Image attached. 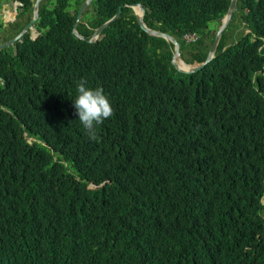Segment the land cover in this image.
Instances as JSON below:
<instances>
[{"label": "trees", "instance_id": "obj_1", "mask_svg": "<svg viewBox=\"0 0 264 264\" xmlns=\"http://www.w3.org/2000/svg\"><path fill=\"white\" fill-rule=\"evenodd\" d=\"M83 1L41 0L39 33L0 51V264H264V0H236L189 74L125 4L201 63L229 0H91L86 38L121 7L95 42L72 33ZM82 79L114 110L98 141Z\"/></svg>", "mask_w": 264, "mask_h": 264}, {"label": "water", "instance_id": "obj_2", "mask_svg": "<svg viewBox=\"0 0 264 264\" xmlns=\"http://www.w3.org/2000/svg\"><path fill=\"white\" fill-rule=\"evenodd\" d=\"M90 1L91 0H84L81 3V5L79 6L75 21H74L73 26H72V33L76 37H78L82 40H86L87 42H95L98 39L102 30L105 27H107L111 22H113L119 16L121 9L118 8V10L116 11V13L113 16H111L109 19H107L106 21L102 22L99 26H97V28L93 31L90 38H85L82 34H80L78 32V30L76 29V26L81 19V15H82L83 11L85 10V8L87 7V5L89 4ZM40 2H41V0H34V2L32 4V18L30 19V21L23 27V30L21 31V33L19 35H17L16 37H14L10 40L4 41L2 44H0V49L3 48L4 46L12 44L15 40L18 39V37H20V35H23L33 25V23L38 18V9H39ZM235 4H236V0H229L228 9H227L226 13L223 15L222 19L220 20V23H219L217 29L214 31V37H213V40H212V42L208 48V52H207V56H206L205 60L199 64H196V65H189L188 64L189 65L188 69H182V68L178 67L177 60H176L177 56H179V52H178L179 43H178V41L172 35H170L166 32L148 27L143 20L144 9L142 8V6L139 3L136 4L139 8V11L135 14V16H136V21H137L139 27L143 31H145L148 35L163 38L164 40L167 41V43L173 45V52H172L173 55L171 58V64L175 68L176 71L183 72V73H194V72H197L198 70H200L201 68H203L209 61H211L214 58L220 37L222 35V32L225 30V28H226L227 24L229 23V21L232 17V14L235 10ZM262 202H264V200H262Z\"/></svg>", "mask_w": 264, "mask_h": 264}, {"label": "clouds", "instance_id": "obj_3", "mask_svg": "<svg viewBox=\"0 0 264 264\" xmlns=\"http://www.w3.org/2000/svg\"><path fill=\"white\" fill-rule=\"evenodd\" d=\"M34 2V0H33ZM91 2V1H90ZM90 2L87 5V7L85 8V10L83 11V13H86V11L89 9L90 6ZM33 4V3H32ZM138 3H129V4H125V6H128L130 8H132V11L134 13V15L139 11L138 6L136 5ZM141 6L142 4L139 3ZM121 9V7H119ZM138 8V10L136 9ZM143 8V6H142ZM144 9V8H143ZM72 11V9H70ZM118 10V9H117ZM83 13L81 15V19L83 16ZM121 13V11H120ZM77 14V13H76ZM120 15V14H119ZM113 16V15H112ZM32 17V16H31ZM30 17V18H31ZM119 17V16H118ZM117 17V18H118ZM144 17V16H143ZM76 18V17H75ZM116 18V19H117ZM136 18V16H135ZM80 19V21H81ZM109 19V18H108ZM115 19V20H116ZM37 20V19H36ZM85 20H87V18H85ZM79 21V22H80ZM78 22V23H79ZM35 23V22H34ZM33 23V24H34ZM77 27V26H76ZM97 28V27H96ZM95 28V29H96ZM32 29H34L35 32H38L37 30H35L34 26L32 25L26 32L28 33L29 31H31ZM77 29V28H76ZM94 29V30H95ZM93 30V31H94ZM39 33V32H38ZM93 33V32H92ZM101 34V33H100ZM92 35V34H91ZM85 37V36H84ZM91 37V36H90ZM89 37V38H90ZM183 39L185 40V42L187 43H191L194 42L196 40V36L195 34H184ZM214 37V35H213ZM86 38V37H85ZM221 38V37H220ZM176 39V38H175ZM177 40V39H176ZM213 40V38H212ZM220 41V40H219ZM212 42V41H211ZM179 43V42H178ZM211 44V43H210ZM210 46V45H209ZM187 48V47H186ZM180 45H179V56L180 58L183 60V62H185L187 65H192L195 62H190L188 63L186 61V59H190V51L188 50V57H186V59H184L180 53ZM183 51V50H181ZM172 52H173V47H172ZM208 52V51H207ZM256 52L258 55H264V44H261L257 49ZM173 55V54H172ZM207 56V55H206ZM205 60V59H204ZM210 62V61H209ZM199 64V63H198ZM172 65V64H171ZM196 65V64H194ZM174 68V67H173ZM175 69V68H174ZM199 71V70H198ZM178 72V71H177ZM183 73V72H181ZM189 74V73H188ZM76 97L74 98V100H72L73 106L75 108V111L79 117V121L81 122V124L83 125V128L85 130V132L87 133L88 137L94 141H98L99 137L97 135V126L101 125L103 123L104 120L110 118L113 116L114 114V110L111 106L110 100L107 97V95L104 93L103 88L102 87H96V88H91L87 86V81L85 80H81L77 85H76Z\"/></svg>", "mask_w": 264, "mask_h": 264}, {"label": "flooded vegetation", "instance_id": "obj_4", "mask_svg": "<svg viewBox=\"0 0 264 264\" xmlns=\"http://www.w3.org/2000/svg\"><path fill=\"white\" fill-rule=\"evenodd\" d=\"M8 14L9 16H5ZM28 15L29 12L27 10H24L23 3H21L20 1L0 0V44H2L4 41L16 37L21 33L23 27L32 18L31 17L30 19H28ZM35 30L37 29L35 28ZM28 33L31 34L30 31ZM25 34L26 32L23 35H20V37H18V39L15 40L12 44H9L1 48L0 51L10 46L14 47V44L16 45V42Z\"/></svg>", "mask_w": 264, "mask_h": 264}, {"label": "rangeland", "instance_id": "obj_5", "mask_svg": "<svg viewBox=\"0 0 264 264\" xmlns=\"http://www.w3.org/2000/svg\"><path fill=\"white\" fill-rule=\"evenodd\" d=\"M89 8L91 9V5L89 6ZM89 12H87V14H88ZM31 13L29 12V15H30ZM5 16H9V14L8 15H5ZM240 23V22H239ZM219 25V24H218ZM218 25H217V23H215L214 21H212V22H210V27H211V29H212V34L214 35V31L217 29V27H218ZM240 29L241 30H244L245 28H244V26H243V24H241L240 23V28L238 29V31H236L235 32V34H233L234 33V30H235V28H233V30L231 31V33H232V35H229V36H227V38H226V42L229 44V43H231V39L232 38H234V37H236L235 35H237V33H239V31H240ZM248 31V29H245L244 30V33H246ZM27 33V32H26ZM30 38L32 39V35L30 34ZM188 48V47H187ZM187 48H185L183 51H181L180 50V53H181V55H182V57L184 58V59H186V57H188L189 55H188V50H187ZM189 49V48H188ZM8 51H10V50H8ZM173 54V53H172ZM187 60V59H186ZM194 64H198V63H194ZM194 64H192V65H194Z\"/></svg>", "mask_w": 264, "mask_h": 264}, {"label": "bare ground", "instance_id": "obj_6", "mask_svg": "<svg viewBox=\"0 0 264 264\" xmlns=\"http://www.w3.org/2000/svg\"><path fill=\"white\" fill-rule=\"evenodd\" d=\"M136 9L138 10V8H136ZM176 60H177L178 67H180L182 69H188L189 68V65H187L185 62H183V60L180 58V56H177Z\"/></svg>", "mask_w": 264, "mask_h": 264}]
</instances>
